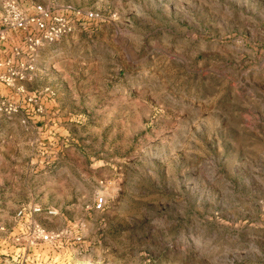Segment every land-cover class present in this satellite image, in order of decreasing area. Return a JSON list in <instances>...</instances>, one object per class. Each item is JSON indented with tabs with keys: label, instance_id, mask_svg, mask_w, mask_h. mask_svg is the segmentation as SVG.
I'll return each instance as SVG.
<instances>
[{
	"label": "rangeland",
	"instance_id": "374dc122",
	"mask_svg": "<svg viewBox=\"0 0 264 264\" xmlns=\"http://www.w3.org/2000/svg\"><path fill=\"white\" fill-rule=\"evenodd\" d=\"M35 1L97 18L0 83V258L36 204L96 263L264 264V0Z\"/></svg>",
	"mask_w": 264,
	"mask_h": 264
},
{
	"label": "built area",
	"instance_id": "2783aa9c",
	"mask_svg": "<svg viewBox=\"0 0 264 264\" xmlns=\"http://www.w3.org/2000/svg\"><path fill=\"white\" fill-rule=\"evenodd\" d=\"M32 1V13L25 14L15 0H0V83L12 87L25 81L33 71L30 62L14 64L22 55H33L45 44H53L76 30V22L97 18L92 12L65 8L53 13ZM75 19V20H74ZM9 32L22 33L20 46H14L7 54L4 45ZM5 55V56H4ZM4 56V57H3ZM23 96L22 86L16 89ZM17 112V106L7 98L0 97V114L10 116ZM104 201H95V210H102ZM59 213L52 208L36 204L20 207L14 213L15 228L8 237L6 254L0 264H104L93 262L84 247V236L71 225L51 230L47 223Z\"/></svg>",
	"mask_w": 264,
	"mask_h": 264
},
{
	"label": "crops",
	"instance_id": "0c3cea01",
	"mask_svg": "<svg viewBox=\"0 0 264 264\" xmlns=\"http://www.w3.org/2000/svg\"><path fill=\"white\" fill-rule=\"evenodd\" d=\"M34 3L36 4V1ZM53 13H61V12H59V11L54 12L53 11ZM13 38L14 37L12 35H10V34L7 35V41H6L5 45H4V48H5V51H6L7 54H10L11 49L15 46V44L13 45V42H12L13 41Z\"/></svg>",
	"mask_w": 264,
	"mask_h": 264
}]
</instances>
